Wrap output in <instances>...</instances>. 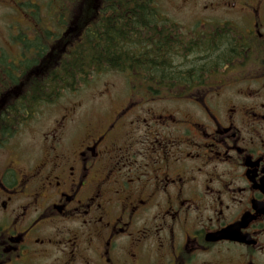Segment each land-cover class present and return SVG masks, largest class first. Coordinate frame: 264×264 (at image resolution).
Masks as SVG:
<instances>
[{"label": "flooded vegetation", "instance_id": "flooded-vegetation-1", "mask_svg": "<svg viewBox=\"0 0 264 264\" xmlns=\"http://www.w3.org/2000/svg\"><path fill=\"white\" fill-rule=\"evenodd\" d=\"M150 5L172 33L158 79L104 89L96 117L66 108L26 156L0 106V264H264V0ZM12 36L18 69L37 34Z\"/></svg>", "mask_w": 264, "mask_h": 264}, {"label": "trees", "instance_id": "trees-1", "mask_svg": "<svg viewBox=\"0 0 264 264\" xmlns=\"http://www.w3.org/2000/svg\"><path fill=\"white\" fill-rule=\"evenodd\" d=\"M68 1V7L61 11L63 2L58 3L55 12L59 16L52 17L60 32L44 30L34 41H24L23 50L32 47L37 58L30 57L18 69L12 66L7 70L6 85L20 88L14 99L8 97L13 100L7 104L19 123L29 119L40 104L55 102L63 91H75L93 74L111 70L150 79L163 74L162 63L148 61H159L172 33L159 31L169 25L158 24L150 0ZM9 125L7 121V133ZM3 127L0 132L4 136Z\"/></svg>", "mask_w": 264, "mask_h": 264}, {"label": "rangeland", "instance_id": "rangeland-1", "mask_svg": "<svg viewBox=\"0 0 264 264\" xmlns=\"http://www.w3.org/2000/svg\"><path fill=\"white\" fill-rule=\"evenodd\" d=\"M6 2L7 4L0 2V38L5 35L7 39L14 37L12 34L15 33V30H26L25 27L30 24L35 26L31 25L30 29H35L37 35L42 34L45 29L49 28L53 33L58 34L61 28L57 25L58 23L52 20V17L53 15L59 16V13L55 12L58 3L63 2L60 11L64 7L67 8L69 3L68 0H53L51 2L49 0H13V2L6 0ZM172 5L170 1L167 2L166 7L170 15L175 18H178L176 14L182 16L183 12L174 10L170 7ZM20 30L16 31L17 35L22 33ZM23 33L26 36V32ZM40 73L39 71L37 74ZM126 78L125 75L111 71L93 74L84 85H81L74 92H64L55 103L40 104L37 107L35 117L20 125L16 136L11 139L10 145L17 147L21 156L38 152L44 145V142H42L44 140L43 135L57 115L61 114L66 108H77L79 112L82 111L89 114L88 116L96 117L95 104L106 100L105 98L101 99L103 90L110 88L114 96H118L116 94H120L122 91H124V94L127 93V90L124 89L127 87ZM1 102L3 100H0V104ZM6 152L5 147L0 148V167L5 161Z\"/></svg>", "mask_w": 264, "mask_h": 264}]
</instances>
